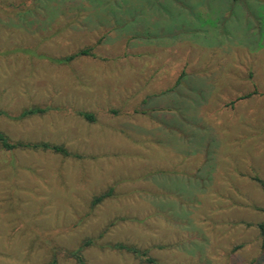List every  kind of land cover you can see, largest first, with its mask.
I'll return each instance as SVG.
<instances>
[{"label": "rangeland", "instance_id": "1", "mask_svg": "<svg viewBox=\"0 0 264 264\" xmlns=\"http://www.w3.org/2000/svg\"><path fill=\"white\" fill-rule=\"evenodd\" d=\"M0 133L68 153L0 146V264H264V0H0Z\"/></svg>", "mask_w": 264, "mask_h": 264}, {"label": "trees", "instance_id": "2", "mask_svg": "<svg viewBox=\"0 0 264 264\" xmlns=\"http://www.w3.org/2000/svg\"><path fill=\"white\" fill-rule=\"evenodd\" d=\"M88 55H90V49H83V50H80V51H78L72 55H69V56H66L63 58H59V59H54L53 61L58 63V64H67L69 62H72L74 59H76L80 56H88ZM45 111H46L45 109H41V108H30V109L24 110L20 114L19 118H24V117H28V116H32V115H37V114H42ZM81 115L88 121L94 120V118L91 114L82 113ZM0 146L5 150H13V149H17V148L31 149V150H48V151H52L54 153H60L63 155H68L67 151L64 148L49 145L46 143H31V144L30 143H9L2 133H0ZM255 180L260 184V186L264 190V184L262 183V181H260L258 179H255ZM104 197H105V195H101V196L97 197L94 200V204H97L98 202L102 201V199H104ZM260 230H261V236L264 239V226L263 225L260 226ZM90 243H91V241L88 240L84 244V246H87ZM113 248L130 252V253L134 254L135 256L140 257L141 259H143L148 264H157L153 259L147 257L146 251H140L134 247H128V246H124V245H120V244L113 246ZM81 251H82V249L80 248L77 251L73 252L72 255L74 256V258L76 259L78 264H86L83 257H82Z\"/></svg>", "mask_w": 264, "mask_h": 264}]
</instances>
